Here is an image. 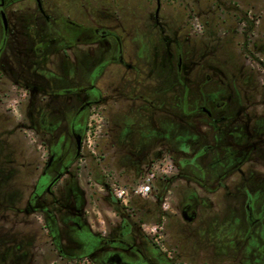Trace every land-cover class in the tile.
<instances>
[{
	"label": "rangeland",
	"instance_id": "rangeland-1",
	"mask_svg": "<svg viewBox=\"0 0 264 264\" xmlns=\"http://www.w3.org/2000/svg\"><path fill=\"white\" fill-rule=\"evenodd\" d=\"M172 1L174 4L171 0H59L58 4L60 11L73 17L80 25L117 33L127 50L123 54L126 62H132L130 38L135 32L133 42L137 44L133 49L137 54L146 55L151 48L148 47L149 43L146 46L140 43L143 32L151 33V39L162 44L154 33H157L158 24L163 23L169 26L171 36L183 40L188 35L187 16L189 12L195 14L199 22L194 24V29L201 26L202 32L197 37L188 36L185 39L188 41L186 44L193 49L185 56L187 73L195 81L207 72L219 75L221 81L233 76L236 86L250 98L251 110L261 111L264 102V0ZM23 7L27 8V13H35L33 4H24ZM248 13L251 18L247 17ZM139 19L145 21V26H141ZM56 26L52 20L46 22L36 15L20 21L18 29L14 31L16 40L12 51L0 55V236L5 234L8 240L6 247L10 258L6 264H25L26 259L29 260L23 251L14 252L22 233L28 244L35 245L28 252L32 253V264H171L181 260L177 255L183 232L190 236V241L186 246L182 245V253H190L195 262L264 264V220L248 231L241 229L245 207L250 201L253 204L261 202L262 191L255 190L249 181L240 179L239 171L227 176L229 186L226 190L208 197V208L200 219L182 231L180 206L178 209L170 206L177 202L178 197L169 198L170 194L164 186L166 177L162 176L160 168L169 163L170 155L180 157L182 151L186 158L193 157L195 167L202 169L211 164L208 162H213L216 153L209 154L208 151L207 156L199 158L200 150L197 149L201 139L189 135V131L194 130L189 129L186 123L187 129L182 127L184 131L178 143L180 150L161 142L168 141L170 132L180 129L181 125L172 119L170 110L164 109L159 113L148 109L150 102L157 97L147 94L144 98L147 107L143 108L142 97L127 93L125 100L117 92L108 91L110 87H118V80L111 81L113 66H104L100 71L98 66H93L83 76L80 71L63 65L44 68L45 71H40V75L36 76L37 68L26 69L22 65L24 60H33V56L25 59L18 53L28 54L37 48L45 53L51 49L58 34ZM1 34L0 28V38ZM248 35L254 40L252 44ZM160 44L156 46V51L159 53L157 58L162 62L165 49ZM104 46L111 51L114 44L98 43L87 49H91L94 59L99 60L98 55ZM59 55L67 57L62 53ZM56 57V54L51 56V66L61 64H58ZM42 58L48 62L45 54ZM148 58L144 56L147 64L150 62ZM66 62L70 61L66 59ZM126 78L130 79L129 76ZM150 78H147V82ZM14 79L33 84L51 104L55 100L62 103L66 91H73L85 82L97 85L95 89L100 90L101 95L95 94L90 99L98 98V102L86 108L80 116L75 115L71 122H75V129H79L78 126L84 128L81 148L75 156L71 152L72 138L65 137L70 113L64 111V116L55 120L54 114L48 111L47 115L52 116L45 130L49 133L38 129L43 112L35 109H41L45 102L39 92L25 88ZM153 83L154 79L146 85L155 88ZM123 86L128 90L127 85ZM221 86L224 89L218 88L215 95L229 103L234 96V88L230 89L224 83ZM207 97L210 96L200 94L190 102L204 101ZM81 99L77 97L75 111ZM184 99L188 100L187 95ZM244 100L246 98L236 96L234 99L236 103H244ZM138 101H141L138 107L143 116L135 114L136 109L133 110ZM129 109L131 112L127 114ZM236 109L235 105H230L217 111L220 118L224 119L220 124L223 138L231 135L244 139L246 132L253 134L264 131V121L255 118V113H251L252 119L248 118V113H240L239 118L233 119ZM124 110L126 114L122 113ZM150 112L153 114L151 117L144 116ZM120 113L125 119H130L127 124L135 137L139 133L142 136L144 134L147 140L157 139L150 149L141 150L131 142L121 144L120 132L124 121ZM256 136L252 135L250 142H243L251 156L255 153L258 155L261 146ZM190 141L196 147L194 151L190 148ZM51 151L59 154L62 161L68 159L69 172L66 170L68 173H65L64 168H60L61 178L52 188L53 196L48 197L43 189L55 176L54 169L57 166L46 171L44 179L41 171ZM238 152V146H232L226 154L236 159ZM261 159L264 167V151ZM220 169L217 165L210 172ZM149 173H154V179L160 181L155 185L152 195H135L134 188ZM113 182L129 191L125 202H116L114 196L106 194L103 187ZM152 185L153 182L151 188ZM186 190L187 187L181 185L176 192L185 193ZM154 199L159 200L157 210L153 208ZM167 215H171V224ZM71 222L77 223V226ZM122 223L130 228L129 233L123 236Z\"/></svg>",
	"mask_w": 264,
	"mask_h": 264
},
{
	"label": "flooded vegetation",
	"instance_id": "flooded-vegetation-1",
	"mask_svg": "<svg viewBox=\"0 0 264 264\" xmlns=\"http://www.w3.org/2000/svg\"><path fill=\"white\" fill-rule=\"evenodd\" d=\"M29 3L34 5L35 13H27V8L23 7L24 4L27 5ZM58 3L59 0H0V28L2 33L0 38V55H3L5 53L8 54L12 51L16 40V34H14V31L18 29L17 27L20 21L29 20L32 16L35 15L38 16V19L46 22L52 20L55 24H57L56 28H58V34L56 40L52 42L51 49L49 51L44 53L41 52L39 48H37L33 52H30L28 54H17L25 59H27L28 56H33L34 61H23L22 65L26 69H28L29 67L37 68L38 73L36 71L35 75L39 76L40 71H45L44 68L50 67L49 69H52L56 66L66 65L70 69L78 72L80 71L84 76V73L90 71L93 66H98L97 68L99 71L104 69V66H113V70L110 71V73L114 74L113 76L111 75V81L113 80L115 82L118 80V87H110L108 91H113L115 93L117 92L119 94L118 96L124 97L125 100V95L127 93L134 95V97H142V102L138 101L136 104H134L133 110L136 109L135 114L143 116L138 105L141 102L143 104V108L147 107V102H144V98L147 94L150 96L151 94H153L152 97H157V99H153L150 102L151 104L149 103L150 107L148 109L159 113L163 112L164 109L166 111L170 110L172 112H170V114L172 115V119L180 123L179 125H181V128L177 129L175 132L171 131L168 141H161L164 142L167 147L171 146L179 149L178 143L182 137V131H184L182 130V127L185 126L184 123H186V126L188 125L189 129L194 130L189 131V135H194L197 136L199 140L201 139V141H199L198 143L199 148L197 149L200 150L198 154L199 158L202 156H207L208 151L209 154L213 152H215L216 154L218 153V156L215 154L213 162H208L212 165L209 164L208 166H204L202 169H200L199 167H195L192 163L194 162L193 157L190 156L189 158H186V156L183 155L182 151L180 152V157L175 158L170 155L171 158L169 159V163L172 164V172L164 179V181L166 182V185L164 186H166L165 190L170 194V199L172 196L178 197L177 202L175 201L173 204H170V206H172L173 208L176 207L175 209H178V207L180 206L179 210L182 231L187 228V225L194 224L200 219V216L208 208V204L206 203V199L208 197H212L214 194L217 195L218 193L226 190V188L229 186L226 178L229 174L235 171L240 172V179L249 181L250 185H252L255 190L260 189L262 191L261 202L253 204L252 201H250L245 207L246 211L244 209V213L242 214L241 219V229L248 231L250 230V227L252 228L254 226H259L261 221L264 220V167L262 166L263 161L261 159L264 151V131L262 130L253 134H249L248 132H246L244 135V139L234 138L231 135H227L225 138H223V135L220 133V124L224 119L220 118L217 111L218 109H225L226 106L228 107L230 105H235L237 109L236 115L233 117V119L239 118L240 113H248V118L252 119L251 113H255V118H258V120L260 121H264V102L261 104L263 107L261 111L258 112L256 110H251L252 107L249 106L250 98L248 97V95L243 93L241 88L236 86L233 76L232 78L226 77L225 80L221 81L219 75H214L213 73L211 75V73L207 72L202 73L201 77L197 79L198 81H195L193 80V78H191V75L187 73V58L185 56L191 53L193 49H191V47L186 44V42L188 41H186L185 39L188 36L197 37L199 36L200 32H202L201 26H199L198 30L194 29V24H198L199 22L198 16L189 12V15L187 16L188 35L186 34L185 39L183 40L181 38L178 39L177 37L171 36L169 33V26H166L163 23L158 24L159 27H156L157 33L155 31L154 34L162 42V44L159 43L161 47L165 49V52L162 54V58H164L162 62H160L161 60L157 58V56L159 55V53L156 51V46L159 45L158 42L151 39V33L146 31L143 32L141 34L140 43H143V45L145 46L147 43H149L150 46L148 47L151 48L150 50H147L146 53L150 61L149 64H147L144 61V56H146L145 53L137 54L133 49V47L136 46L135 44H137L136 41V43L133 42V38H135L136 35V32L134 30L133 31L135 32V34L130 38V46L132 49L133 58L132 62H126L124 61L123 54L127 50L125 51L124 43L120 40V37L117 35V33L104 28L99 29L89 25H80L75 19H72L73 17L60 11ZM171 3L174 4L172 0ZM36 9L39 10V13ZM247 17L251 18L250 13L247 14ZM139 21H141V26H145V21L141 19H139ZM150 26L151 24L149 25V27ZM136 28L138 29L139 25H137ZM153 28H155L154 24ZM248 40L250 41V44H252L254 41L251 36H249ZM98 43L114 44V47L112 46L113 49L111 51L108 50V47H103L102 52L98 55L99 60L96 58L94 59L91 49H87L88 47L97 45ZM81 47L83 49H81ZM43 53L47 57L48 62L43 61ZM61 53L63 54V56L67 57L64 58L62 57V55H59ZM54 54H56L57 56L56 59L59 61L58 64L61 63L62 65H50L51 56ZM66 59H68L70 62H66ZM123 68H126L127 70ZM131 69L136 70V72L131 73ZM119 72H121V74H119ZM127 76H129L130 79H127ZM147 78H150L148 82ZM152 79H154L153 85L155 84V88H153L151 85H146L147 83H150ZM15 81L27 89L31 88V90L39 92L42 101L45 102L41 105V109H35L43 112V114L40 116L41 120L37 125L38 129L49 133L47 130H45L47 126L46 123L52 116L47 115L48 111H51V114H54L53 118L55 120L61 119L62 116H64V111L70 113L68 117L67 128L65 129V131H67L65 137L69 136L70 138H72L73 147L72 149H69H71L72 154L74 153L75 156L76 152H78L81 148V134L84 128H80V126H78L79 129H75V122H71L75 115L80 116L85 112L86 108L90 107L94 102H98V98H96L95 100L90 99L94 97L95 94L100 97L101 91L95 89L97 85H88L85 82L83 85L77 86V89L75 88V90L73 91H66L62 97V103L60 102L59 104V102L55 100V102L53 101L54 104H51L47 102L45 96L33 84H30L28 81L24 80ZM221 83L226 84V86L230 89L232 87L234 88V96L233 98H231V100H229V103L227 101H222V99H219L218 96L215 95V92L218 88L221 87L224 89V87L221 86ZM123 84L127 85L128 90L123 86ZM188 90L190 91V93H188ZM193 92L195 94H192ZM169 93H171L170 96ZM223 93H225L224 90ZM200 94L210 97H207V99H204V101L201 99V101L197 100V102H190L191 99L200 96ZM186 95L188 100L184 99L186 98ZM78 96H80L82 99L78 109L75 111V102ZM235 96L240 97V99L246 98V100H244V103H240L239 101H237L236 103L234 101ZM262 99H264V97ZM170 105L172 108H170ZM159 107L161 108L159 109ZM72 111H74V113H72ZM130 112L131 109L127 111V114H129ZM122 113L126 114L125 110ZM122 113H120L122 116V120L126 123L123 122V124L121 125L123 128L120 132L121 144H127L131 142L141 150L150 149L154 141H156L157 139L147 140L144 134L142 136L139 133L135 137V134H132L129 130L131 127H129L127 124V121H130V119H125ZM167 114L169 113L167 112ZM151 115H153L151 112L144 114V116L147 117H151ZM186 126L185 129H187ZM252 135H254V137L255 135H258L256 136V140L259 141V144H261L260 148L258 149V155L255 153L253 156H251V154L247 150H245L244 147H246L247 145L243 144V142L245 141L250 142ZM209 138L211 140V143H209ZM191 142L193 143V141H190L189 144H191ZM232 146H238L239 148L236 159H232L230 155L226 154L229 150H231ZM190 148L192 151L196 149V147L192 144ZM69 149H67V151L70 153ZM58 155L59 154L51 151V153L48 154V159L43 170L41 171V177L44 179L46 178V171H48L52 166H57V168L54 169V172L56 173L55 176H53L48 181L47 185L43 189L48 197L53 196L52 188L54 184L61 178L60 174H62V170L60 168H64L65 173L69 172V164L67 163L69 162L68 159L66 161H62ZM178 159H180L182 162H179ZM217 165H219L221 169L216 172H210V169ZM201 174L203 176H201ZM200 176L202 177L201 179ZM117 179H114V181L119 182ZM159 182L160 181H158L157 179H154L150 195H152V192L155 190V185H158ZM113 184H115V182L103 187L106 194H110L111 196H113L111 190V186ZM181 185L187 187L185 193L176 192L177 187ZM113 199L118 202L114 197ZM158 202V199H154L152 201L153 208L155 207L156 210L159 207ZM52 203H54V201H52ZM175 203L176 206H174ZM167 216L168 221H170L169 224H171V215ZM71 224L73 226H77V223L75 222H71ZM121 228L122 236L129 233L130 228L126 223H122ZM180 239L182 240L179 243L178 255H176L179 256L181 260L179 261L176 259L178 263L174 262L171 264H201V262H195L196 260H194L190 256V253H182L181 247L183 244L185 246L187 245V243L190 241V236L183 232ZM7 241L8 240H6L5 234H2L0 236V257L3 260L1 261L0 258V261L2 262L1 264H6V262L10 258L8 251L9 249L6 247ZM27 241V238L22 233V237L21 239H19V243L14 247V252L19 253L23 251L25 253V258L29 256V260L26 259L25 264H32L33 259H30L32 253L28 252L35 248V245L34 243L28 244ZM56 246L57 248H60L59 245ZM170 259L172 260L173 258L170 256ZM258 260H260L259 256Z\"/></svg>",
	"mask_w": 264,
	"mask_h": 264
},
{
	"label": "built area",
	"instance_id": "built-area-1",
	"mask_svg": "<svg viewBox=\"0 0 264 264\" xmlns=\"http://www.w3.org/2000/svg\"><path fill=\"white\" fill-rule=\"evenodd\" d=\"M199 27L197 26V30ZM160 172L163 177H167L171 174L172 172V164L171 163H166L160 168ZM154 179V173H149L145 176L143 181L136 187L134 188L133 192L135 195L141 196V197H146L150 194L151 192V184ZM112 194L114 198L117 201L120 202H125L128 198L129 191L120 185L113 184L111 186ZM155 236V235H154Z\"/></svg>",
	"mask_w": 264,
	"mask_h": 264
}]
</instances>
